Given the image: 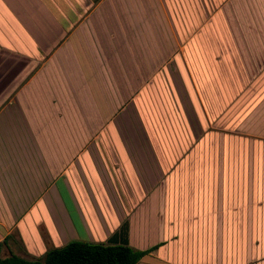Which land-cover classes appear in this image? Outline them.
<instances>
[{
	"label": "crops",
	"instance_id": "crops-1",
	"mask_svg": "<svg viewBox=\"0 0 264 264\" xmlns=\"http://www.w3.org/2000/svg\"><path fill=\"white\" fill-rule=\"evenodd\" d=\"M207 130L264 143V0H0V257L264 264V172H164Z\"/></svg>",
	"mask_w": 264,
	"mask_h": 264
},
{
	"label": "trees",
	"instance_id": "trees-1",
	"mask_svg": "<svg viewBox=\"0 0 264 264\" xmlns=\"http://www.w3.org/2000/svg\"><path fill=\"white\" fill-rule=\"evenodd\" d=\"M151 106L158 108V117L164 118L160 113L163 110L161 105L156 104L154 100ZM136 108L141 116L139 100L136 101ZM153 114L155 115V112ZM172 132L173 129L165 132V128H161L159 133L157 130V137L172 138ZM177 132L178 130H175L174 135ZM179 135L184 136L181 132ZM220 137L224 138L222 145ZM204 138L206 140L202 138L191 145L182 140L175 144L174 149L185 154L179 160L176 158L165 161L164 165L169 168L164 167V172H250V168L251 172H264V143L253 138L250 143V137L231 132L222 133L219 130H207ZM160 163L163 165V160ZM155 249L156 247L138 250L131 247L127 239V223H123L106 243L71 241L64 246L48 250L42 259L28 260L10 254L5 258L0 257V264H138L142 257Z\"/></svg>",
	"mask_w": 264,
	"mask_h": 264
},
{
	"label": "rangeland",
	"instance_id": "rangeland-1",
	"mask_svg": "<svg viewBox=\"0 0 264 264\" xmlns=\"http://www.w3.org/2000/svg\"><path fill=\"white\" fill-rule=\"evenodd\" d=\"M120 119L123 120L122 118H120ZM119 131H120V134L124 137V136H125V129L122 127V128L119 129ZM111 165H112V164H111ZM114 173H115V174H114ZM110 175L112 176V179H113V181H114V184H115L117 190L120 191V192H119V195H120V196H121V195L124 196V195H125L124 187H123L121 181L117 178L118 176H120V172H119L118 176H116V172H110ZM118 180H119V181H118ZM122 190H123V191H122Z\"/></svg>",
	"mask_w": 264,
	"mask_h": 264
}]
</instances>
